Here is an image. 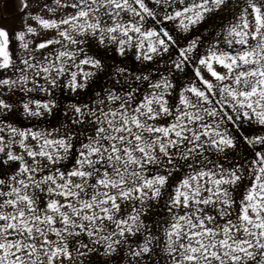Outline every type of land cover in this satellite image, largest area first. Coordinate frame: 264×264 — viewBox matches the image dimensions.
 Masks as SVG:
<instances>
[{
    "label": "snow or ice",
    "instance_id": "obj_1",
    "mask_svg": "<svg viewBox=\"0 0 264 264\" xmlns=\"http://www.w3.org/2000/svg\"><path fill=\"white\" fill-rule=\"evenodd\" d=\"M42 10L0 27V264H264V0Z\"/></svg>",
    "mask_w": 264,
    "mask_h": 264
},
{
    "label": "rangeland",
    "instance_id": "obj_2",
    "mask_svg": "<svg viewBox=\"0 0 264 264\" xmlns=\"http://www.w3.org/2000/svg\"><path fill=\"white\" fill-rule=\"evenodd\" d=\"M99 74L106 76V78H92V80L90 81L92 85V91L90 94H89V89H83L80 91L79 94L72 93L67 87H64L63 90L61 89L55 90V95L58 100L62 101L65 110L67 109L68 105L72 103H76L78 100L82 102H88V103L95 104V100L93 99V97H95L98 93H103L107 89L112 88L113 82L118 79V77H116L114 74H105V73H99ZM112 90L116 91V89L114 88ZM121 94H123V92H121ZM21 95H24V93L22 92L16 93L17 97ZM33 95L36 96L37 98H41L43 94L33 93ZM60 119H63V112L60 113ZM19 120L22 121V123H17L18 127L34 128L35 130H40L41 128H47L51 130V126H55V127L59 126V125H54V124L50 126L48 122L51 120L50 117L43 121L42 120H27V119H24V117L21 115L19 117ZM162 207L163 206L160 205L159 203L157 204L158 211L162 209ZM147 223L149 224L150 227L152 226L151 219L147 221ZM100 259L102 261L106 258L101 256ZM113 264H117V261L114 260ZM119 264H126V259L120 260Z\"/></svg>",
    "mask_w": 264,
    "mask_h": 264
},
{
    "label": "crops",
    "instance_id": "obj_3",
    "mask_svg": "<svg viewBox=\"0 0 264 264\" xmlns=\"http://www.w3.org/2000/svg\"><path fill=\"white\" fill-rule=\"evenodd\" d=\"M48 2H50V0H48ZM24 3L28 4L27 9L22 7ZM44 3L45 0H0V27L6 28L11 34L15 31L22 30L26 22L33 26H37L29 17L37 14L46 15L42 10V5ZM169 27H171V25H169ZM109 55H112V53H109ZM119 59L117 55V60L110 61V63L116 64ZM164 66V62L161 61L158 66L160 68V74L167 75V73L163 71ZM156 68L157 66L154 65L151 69L154 76L157 75ZM9 75H11L10 72H0V77L6 78ZM98 78H106V76L98 74ZM18 92L19 91H17V93Z\"/></svg>",
    "mask_w": 264,
    "mask_h": 264
}]
</instances>
